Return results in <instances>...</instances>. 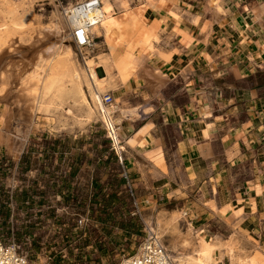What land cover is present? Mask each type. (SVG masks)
Returning <instances> with one entry per match:
<instances>
[{
	"label": "rangeland",
	"instance_id": "1",
	"mask_svg": "<svg viewBox=\"0 0 264 264\" xmlns=\"http://www.w3.org/2000/svg\"><path fill=\"white\" fill-rule=\"evenodd\" d=\"M77 1L0 0V122L10 115L8 132L15 134L17 126L24 132L10 140L15 153L0 144V237L17 239L35 264H121L138 249L149 226L155 224L158 232L160 218L169 222L162 240L170 250L173 242L184 238L195 241L199 231H188V212L178 210L174 197L161 192L154 167L148 176L134 171L133 158L127 156L129 121L116 134L104 120L103 107L95 101L87 78H81L78 87L70 75L76 60L83 63L84 57L101 55L97 61L103 60L104 67L97 68L98 76L112 87L108 92L116 104L139 107L131 95L121 92V86H130L143 70L135 53L122 54L131 67L121 76L112 65L121 54L119 43L106 44L100 38L95 52L82 54L69 39L63 9ZM57 20L64 24L75 59H51L45 54L56 38L46 36L44 28ZM44 35L46 39L35 45ZM134 44L131 40L129 48ZM21 56L35 58V72L47 70L45 88L37 79L26 83L21 76L30 74L19 77L9 66L13 60L21 64ZM78 73L85 76L80 68ZM182 244L191 264H233L228 257H219V246L208 239L190 250L184 249L189 239ZM246 256L236 257V264H258ZM173 257L177 258L174 253Z\"/></svg>",
	"mask_w": 264,
	"mask_h": 264
},
{
	"label": "crops",
	"instance_id": "2",
	"mask_svg": "<svg viewBox=\"0 0 264 264\" xmlns=\"http://www.w3.org/2000/svg\"><path fill=\"white\" fill-rule=\"evenodd\" d=\"M127 1H117L127 41L110 54L115 61L133 52L144 65L141 79L121 86L139 106L125 108L134 118L122 126L129 121L134 171L148 176L154 167L161 192L188 212L200 233L178 242L189 239L184 249L208 239L233 264L246 255L264 264V19L251 8L258 0Z\"/></svg>",
	"mask_w": 264,
	"mask_h": 264
},
{
	"label": "bare ground",
	"instance_id": "3",
	"mask_svg": "<svg viewBox=\"0 0 264 264\" xmlns=\"http://www.w3.org/2000/svg\"><path fill=\"white\" fill-rule=\"evenodd\" d=\"M80 1H83V0H80ZM101 1H102L101 12L103 13V19L99 24H96L92 27L93 33L97 36V38H99V39L103 38L104 42L105 41L109 42V43H111L113 41H116L118 43L124 42L126 39V35L123 32V25L125 22L122 21V18L120 19L118 17L119 13L117 11L118 10L117 9V1L116 0H101ZM252 9L254 11V17H256V18L264 17V0L262 2H253L252 3ZM219 11H221V9L218 7L216 12H219ZM124 13H125V15H123V16L126 17V15H128V13H129V11L126 10V12H124ZM217 15H219V14H217ZM63 17L65 19V23L67 25V29L69 32V29L71 28L72 23H70L68 18H66L65 16H63ZM133 18H135V17H133ZM44 31H45L46 36L52 35L56 38V43L52 46L51 49L46 51L45 54L47 56H49L51 59H54L56 57H64V58H69V59L70 58H74V59L76 58L74 50L68 44V42H69L68 40L70 38L66 39V36H64V32H65L64 24L60 23L57 20V21H55L54 26L46 27V28H44ZM46 36L43 37V39H39L35 43V45L41 44L43 42V40L46 39ZM68 36H69V33H68ZM87 52H90V51L87 50ZM100 56L101 55H98V56L91 55L89 57H84L83 63H80L78 60L75 61L76 62L75 64L71 63L72 66L70 68V75H71L73 81L75 82V85H77L78 87L80 86L81 78H84V77L87 78L86 82H87V84L89 82V87L91 89V92L94 95L95 101L100 103L101 106L103 107V113H104L103 118H104V120H106V122L110 126V128L116 134H118L119 126H121L125 120H130L132 118L133 114L130 111H127L126 109L119 107L118 104H116V102L111 104V105H106L103 102V95L109 93L108 91H110L109 88L111 86L105 81V79L100 78L98 76L97 68L104 67V65L102 64L103 60L100 62L97 61V59H99ZM21 57H22V60L20 62L21 64H17V61L14 62V60H13L11 63H8L9 66L12 67L16 72H18L19 77L21 74H25V75L30 74V76H21L22 79L26 78L25 79L26 83H27V80H29L31 78L37 79L39 81L41 87L45 88V86L48 84L47 80L49 77V76H47V70L45 68H42V69H40L41 71L39 70L40 72H38V71L35 72V67H34L35 61L33 60L35 58L27 60V59H25L26 58L25 56H21ZM106 64L107 63H105V65ZM130 64H131V62L127 58H125L123 55H121L119 59L115 60L112 63V65L119 71L120 74H124L128 70ZM77 65H78V68H80L81 73L85 74V76H79L80 74L78 73ZM106 66H105V69H107ZM159 73H160V71H159ZM159 75H161V74H159ZM139 78H138V80H139ZM37 80H36V82H37ZM0 123H1L0 124V144H6L8 146V149L11 152L14 151V153H15L14 147H12V145L10 144V140H12L13 136H17V133L23 134L24 132L22 131V128H20L19 126H17V129L15 130L16 131L15 134L12 135L10 132H8L7 128L9 127V124H10V115H7L3 119V121H1ZM31 123H33V120L30 122V124ZM119 154H121V153H119ZM178 217H179V215H178ZM148 222L151 223V221H148ZM168 226H169V222H166V221H164V219L160 218L158 232L156 231L154 226H149V227H150V230H152L159 238H162L164 235H166L165 233H167ZM189 229L191 232L193 231L191 226H189ZM170 248H171L172 252L177 257V258H174L176 261L179 260V262L182 264H191L192 263V259L186 258L184 256L182 243L173 242L171 244ZM229 249H227V251H229ZM243 264H245V263H243Z\"/></svg>",
	"mask_w": 264,
	"mask_h": 264
},
{
	"label": "built area",
	"instance_id": "4",
	"mask_svg": "<svg viewBox=\"0 0 264 264\" xmlns=\"http://www.w3.org/2000/svg\"><path fill=\"white\" fill-rule=\"evenodd\" d=\"M101 5V0H83L63 9L64 16L72 23L69 29V37L82 54H86L87 50L95 52L99 45L97 44L99 38L93 33L92 27L99 24L103 19ZM103 102L106 105L115 103L113 94L103 95ZM0 264H35V262L25 252L23 245L17 239L0 237ZM121 264L178 263L162 238H159L149 228L140 241L138 249L133 254L125 256Z\"/></svg>",
	"mask_w": 264,
	"mask_h": 264
}]
</instances>
